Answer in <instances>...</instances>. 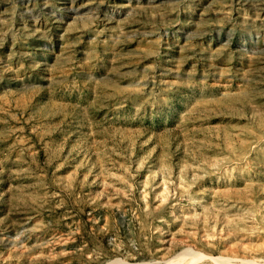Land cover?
Segmentation results:
<instances>
[{"label": "rangeland", "instance_id": "rangeland-1", "mask_svg": "<svg viewBox=\"0 0 264 264\" xmlns=\"http://www.w3.org/2000/svg\"><path fill=\"white\" fill-rule=\"evenodd\" d=\"M264 264V0H0V264Z\"/></svg>", "mask_w": 264, "mask_h": 264}, {"label": "water", "instance_id": "water-1", "mask_svg": "<svg viewBox=\"0 0 264 264\" xmlns=\"http://www.w3.org/2000/svg\"><path fill=\"white\" fill-rule=\"evenodd\" d=\"M116 263H117V261H111V262H109L107 264H116Z\"/></svg>", "mask_w": 264, "mask_h": 264}]
</instances>
